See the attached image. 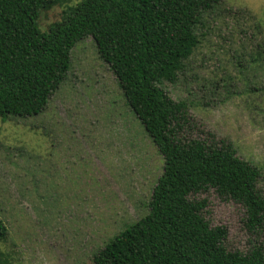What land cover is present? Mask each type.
<instances>
[{
    "label": "rangeland",
    "instance_id": "374dc122",
    "mask_svg": "<svg viewBox=\"0 0 264 264\" xmlns=\"http://www.w3.org/2000/svg\"><path fill=\"white\" fill-rule=\"evenodd\" d=\"M67 0L42 11L45 31ZM200 44L174 82L162 87L187 110L178 137L231 141L236 154L260 168L264 195V67L251 61L264 40V0H220L202 19ZM117 79L88 36L71 50L60 87L36 115L0 119V216L8 264H93V254L124 225L143 216L163 158ZM202 215L224 226V245L264 250V227L245 224L244 207L213 188Z\"/></svg>",
    "mask_w": 264,
    "mask_h": 264
},
{
    "label": "trees",
    "instance_id": "16d2710c",
    "mask_svg": "<svg viewBox=\"0 0 264 264\" xmlns=\"http://www.w3.org/2000/svg\"><path fill=\"white\" fill-rule=\"evenodd\" d=\"M66 1L0 0V119L40 113L66 77L72 48L90 36L163 158L147 212L106 240L93 264H264L261 245L227 249L225 227L202 215L205 200L189 198L213 188L244 207L248 228H263L260 168L229 140L178 137L187 106L162 87L198 48L202 19L220 0H79L42 31L40 13ZM251 56L264 67V40ZM6 234L0 216V242ZM0 264H8L3 254Z\"/></svg>",
    "mask_w": 264,
    "mask_h": 264
}]
</instances>
